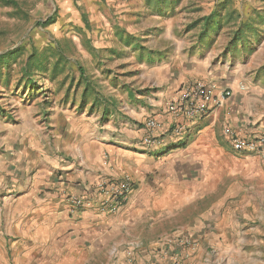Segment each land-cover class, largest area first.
<instances>
[{"label":"crops","instance_id":"crops-1","mask_svg":"<svg viewBox=\"0 0 264 264\" xmlns=\"http://www.w3.org/2000/svg\"><path fill=\"white\" fill-rule=\"evenodd\" d=\"M151 72L158 78L123 95L106 122L57 113L59 128L54 125L50 141L35 128L21 155L0 156V264H129L131 256L134 264H169L157 238L179 233L197 242L191 264L258 263L242 246L247 234L239 221L226 220L207 199L232 175L216 165L217 157L227 159L229 169L233 163L245 167L237 157L249 164L259 159L235 153L223 130L256 137L264 117L251 118L239 80L213 72L209 62L181 57ZM191 80L212 82L231 95L197 120L175 118L166 103ZM147 118L161 124L151 147L141 142ZM176 124L185 127L183 134L173 133ZM219 146L229 152L216 150ZM31 147L34 157L26 156ZM122 175L134 185L116 214H104L92 203L69 213L66 193ZM215 241L216 248L203 256Z\"/></svg>","mask_w":264,"mask_h":264},{"label":"rangeland","instance_id":"rangeland-1","mask_svg":"<svg viewBox=\"0 0 264 264\" xmlns=\"http://www.w3.org/2000/svg\"><path fill=\"white\" fill-rule=\"evenodd\" d=\"M249 25L255 30L245 31ZM15 50V60L0 70V156L21 155L35 128L50 141L57 113L106 122L123 95L181 57L239 80L251 118L264 117V0H0V55ZM31 148L28 157L36 156ZM237 159L245 167L229 169L227 159L216 158L232 175L207 201L226 220L239 221L247 234L242 246L264 264V163Z\"/></svg>","mask_w":264,"mask_h":264},{"label":"built area","instance_id":"built-area-1","mask_svg":"<svg viewBox=\"0 0 264 264\" xmlns=\"http://www.w3.org/2000/svg\"><path fill=\"white\" fill-rule=\"evenodd\" d=\"M230 95L229 89H217L212 82L191 80L183 83L178 93L168 100L166 111L175 118L197 120L208 114L211 106H220ZM160 126V122L154 118H147L144 121L145 135L141 140L144 146L151 147L157 144L153 133ZM184 132L183 125L176 124L173 128V133L176 135ZM223 135L228 139L235 153L243 156H257L264 163V130L256 137L243 138L232 129L225 128ZM133 185L128 175L118 178L102 177L84 189L82 193H64V198L71 215L91 203L104 214L113 215L126 204ZM196 246L195 239L180 233L169 235L162 242L163 254L168 258L169 264H191L190 259Z\"/></svg>","mask_w":264,"mask_h":264},{"label":"trees","instance_id":"trees-1","mask_svg":"<svg viewBox=\"0 0 264 264\" xmlns=\"http://www.w3.org/2000/svg\"><path fill=\"white\" fill-rule=\"evenodd\" d=\"M9 3V2H7ZM214 14H211L210 16L206 17V18H203V30H206L209 26L212 25V19L211 17H213ZM51 20H48L47 23L51 22ZM250 30H255V28L252 26V25H249L248 27L245 28V31H250ZM241 33H243V30H240V32L238 33V35H240ZM237 38V37H236ZM238 39V38H237ZM241 41L244 42L245 41V38H241ZM17 51H11V52H7V53H4V54H1L0 55V70L2 67H9V63L11 61H14L15 58L17 57ZM37 59H34V60H31L27 63V67L32 65V63H34ZM2 80V79H1ZM5 82H7V78L3 79ZM28 84H31L32 83V80H29L27 82Z\"/></svg>","mask_w":264,"mask_h":264}]
</instances>
